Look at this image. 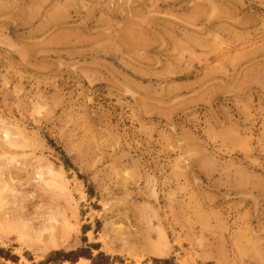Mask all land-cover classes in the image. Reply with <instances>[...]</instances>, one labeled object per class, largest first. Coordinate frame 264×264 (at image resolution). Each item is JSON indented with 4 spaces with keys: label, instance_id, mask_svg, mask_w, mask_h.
I'll return each instance as SVG.
<instances>
[{
    "label": "rangeland",
    "instance_id": "obj_1",
    "mask_svg": "<svg viewBox=\"0 0 264 264\" xmlns=\"http://www.w3.org/2000/svg\"><path fill=\"white\" fill-rule=\"evenodd\" d=\"M0 264H264V0H0Z\"/></svg>",
    "mask_w": 264,
    "mask_h": 264
},
{
    "label": "trees",
    "instance_id": "obj_2",
    "mask_svg": "<svg viewBox=\"0 0 264 264\" xmlns=\"http://www.w3.org/2000/svg\"><path fill=\"white\" fill-rule=\"evenodd\" d=\"M58 253V251L53 252L52 254ZM102 254V252H99L98 255Z\"/></svg>",
    "mask_w": 264,
    "mask_h": 264
}]
</instances>
